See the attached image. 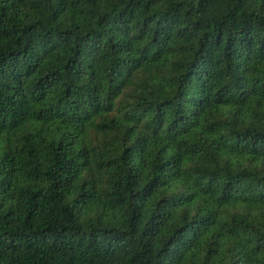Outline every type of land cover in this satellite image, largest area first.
Returning a JSON list of instances; mask_svg holds the SVG:
<instances>
[{"label": "trees", "instance_id": "trees-1", "mask_svg": "<svg viewBox=\"0 0 264 264\" xmlns=\"http://www.w3.org/2000/svg\"><path fill=\"white\" fill-rule=\"evenodd\" d=\"M0 264H264V0H0Z\"/></svg>", "mask_w": 264, "mask_h": 264}]
</instances>
